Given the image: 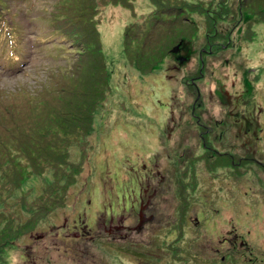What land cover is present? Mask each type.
<instances>
[{"label": "rangeland", "instance_id": "obj_1", "mask_svg": "<svg viewBox=\"0 0 264 264\" xmlns=\"http://www.w3.org/2000/svg\"><path fill=\"white\" fill-rule=\"evenodd\" d=\"M58 1H8V11L2 15L14 27L16 38L0 34V95L21 88L29 93L38 87L48 94L50 86L57 89L50 75L74 70L79 64L74 70L78 77H57L75 87L79 78L87 76V67L81 63L84 55L71 54L67 60L51 57L47 48L60 43L59 38L41 42L51 31L48 19ZM122 1L124 5L100 8L95 16V22L103 25L100 31L95 29L108 65L106 88L101 85L105 99L89 135L69 147L61 146L65 161L81 169L63 203L47 209L50 201L58 200L47 198V188L55 180L49 170L26 176L13 191L7 186L10 194L3 184L10 185L12 177L4 180L0 174V264H259L264 241V135L262 142L254 143L225 117L235 113L240 120L246 118L248 129L255 123L253 135L264 130V0ZM64 4L76 9V0ZM156 20L164 29L160 26L153 36H161L166 48L180 45V51L161 53L155 67L160 70L150 73L130 61L122 42L125 28L135 24L131 37L135 34L137 42L130 43L143 49V42L156 29L152 28ZM172 20L177 27L169 24L166 28ZM170 33L183 39L172 42ZM81 34L79 47L85 46ZM112 35L118 36L115 41ZM90 38L96 42L89 40L87 47L95 51L97 38ZM62 42L65 48L72 47V41ZM16 56L18 60L10 64ZM164 68L167 76L161 71ZM196 76L201 77L195 81ZM69 99V94L46 99L44 107L33 109L43 121L37 125L33 114L25 115L23 131L34 137L39 132L36 126L63 124L67 117L63 114L74 106ZM201 117L204 126L224 121L227 129H234L230 138L226 136L225 147H218L220 139L215 137L225 125H218L207 139L210 150L215 146L218 154L228 148L233 151L217 162L223 166L232 160L239 164L233 170L214 169L201 156L208 153L200 144L207 147L202 137L209 134L201 126ZM54 142L50 140L51 145ZM230 143L236 146L234 150ZM16 153L10 151L12 157ZM17 162L29 166L24 155H18ZM180 174H185L186 193L191 195L189 207L181 194ZM225 174L228 185L213 179ZM66 175L68 182L71 175ZM228 231L236 234L237 244L220 247L224 243L220 235ZM243 252L247 261L236 262L235 254ZM222 255L224 261L214 260Z\"/></svg>", "mask_w": 264, "mask_h": 264}, {"label": "trees", "instance_id": "obj_2", "mask_svg": "<svg viewBox=\"0 0 264 264\" xmlns=\"http://www.w3.org/2000/svg\"><path fill=\"white\" fill-rule=\"evenodd\" d=\"M8 1L9 0H0V29L8 28V23L5 21V19H3V15L1 14L3 13L4 10H7ZM19 1L24 3L28 1L32 2L33 0H19ZM64 1L65 0H59L57 3L54 4L51 16L48 19V26L53 28V33H52L53 36H59L60 41L73 42V44H71L72 47L70 48V51L74 53H70V54H75V55L77 54L79 56L84 55L83 60H85V62L82 61L81 63L85 67H87L86 71H84L85 73H87V76L82 78V80L79 78L78 82L80 83L75 87L67 86L66 80L59 79L60 76H69L72 78L78 77V76H74V70L77 72L80 66L79 64L78 66H75L74 70L71 69L64 72L55 71L56 73L50 75L49 77L52 79L51 84L55 86V83L57 82L56 83L57 89L55 90L53 86H50L48 88L49 90H46L47 92H49L48 94L44 93L45 91H40L42 89L39 87L34 91H29V93L25 91L26 89L21 88L16 90L15 93L13 92L10 95H2L0 97V101L6 100L10 97V99H8L4 103V105L0 104V174L4 180L6 178L10 179L12 177L11 180L12 183L10 185L3 184V189L4 191H7L9 193L10 189L7 188V186L12 187V191H13L14 187H18L20 185L22 179L27 178L26 176L30 174H36L42 172H44L43 174H45L46 171L49 170L48 173H51V175H53V178L55 180L53 181L52 185H49L50 189L47 188L48 190L47 198L48 200H50L53 199V197L55 198L58 197L57 201L54 202L50 201L48 203L47 209L50 210L59 207L63 203L68 187L74 183L73 177L77 178L81 172V169L79 168L75 169L71 165L72 163H70L67 160L65 161L67 157H62L63 147L61 146L65 145L66 147H69L73 142H79V140H83L85 137L89 135L91 131L92 122L94 119L93 117L95 116L96 111L101 105V102H103L105 99L104 91H101V89L104 84L107 85L108 65L106 64L105 62L106 58L102 53L103 52L102 46L100 44L101 38L98 39V34L95 29V26H97L98 31H100L103 25L102 23L97 24L95 22L96 21L95 16L99 13L100 8L102 7L106 8L108 5H120V2L123 3L122 0H102L101 2H98L97 0H82V1L76 0V9L74 8L72 9L71 6L66 7ZM108 2H110L111 4H108ZM152 3L156 4L157 2L155 1ZM62 5L65 7L64 9L62 8ZM243 5L246 6L244 2ZM172 10L173 9L169 11ZM82 14L86 15L87 17L83 18ZM206 16L209 18L208 14H206ZM168 18L169 20H171L170 17ZM68 22L70 23L69 26H67ZM169 24L173 25V27H177L174 26L175 23L173 22V20L167 22L166 28L169 27ZM160 26L161 28L164 29V25H160L159 21L156 20V22L153 24L152 27L156 29H154L151 32V34L148 35V37L150 38L143 42V49L139 48V46L130 43L132 41L137 42V36L135 34L131 37L132 32L134 31L135 24H130L128 27H126L123 34L124 40L122 43H124L125 45L124 47H125L126 56L130 59L131 62H137L141 67L149 69L148 71L151 70L150 73L153 70L155 72L157 69H159L155 67L157 66L156 64L158 59L160 60L161 53L163 54L164 52H167L168 49L170 48L169 45H167V48L164 47V43L162 42L163 38H161V36H153V32L157 31L158 30L157 28H160ZM3 33L4 32H2V34ZM80 33H82L81 35L85 37V41H84L85 46L80 45L79 47V43L82 40V38L80 37ZM90 36L97 38V45L95 47V51H91L90 47L89 48L87 47L89 44V40L91 41ZM170 37L172 38V42L174 39L177 40V38L179 42L183 39L180 38L175 33H170ZM91 42L92 44L95 45L96 40L94 39V41ZM139 45L142 44L140 43ZM58 46L61 48L64 47L63 43H60V45ZM87 48H88V53H87ZM171 49H169L168 51L169 53H171L170 52ZM118 55L120 56V53H118ZM161 71L163 73L165 72L168 73V71H165V68ZM174 71L177 70L174 69ZM82 72L83 71H80V74ZM154 72L152 74H154ZM57 75H59V77H57ZM143 75L144 77L146 76L145 74ZM165 76H167V74ZM200 77L201 76H196L193 80L197 81V79ZM89 87L90 89L87 91V88ZM104 87L105 86H103V88ZM54 90L55 92L53 93ZM97 92H99V94H97ZM60 94H69L70 96H72V99H69L70 100L69 103L74 105L71 111L63 114L67 116L64 119L63 124L58 121L57 124H53V125H49L51 123L47 122L48 125L46 127H43L41 125L36 126L38 127V129L37 128L36 129L41 133L35 131L36 133H38V135H34V137H31V134L28 131L26 130L23 131V128L21 127L22 126L21 121L23 117L25 115L33 114L35 119L34 121L38 125V123L43 121V119H41V117H39L38 114L34 112L36 110L33 111V109H36V107L40 106L41 104L44 107L46 99L48 101V98H53V97L56 98ZM63 98H60L59 100H62ZM10 101L11 103L7 104L9 105L8 109L4 108L5 104ZM13 102H18V103H13ZM15 104L17 105L15 106ZM46 113H48V111ZM2 117H5V119H2ZM225 118H230L233 127L236 128L235 126H237L238 130L241 131L240 134L244 133L246 136H249L248 138L251 139L252 142L254 143L259 142L260 139L262 142L261 134L264 135V130L260 128L261 130H259V133H257V135H253V133L255 132V125H254L255 123L251 124L248 122V124H251V126L253 127L252 129L251 128L248 129L246 126H244V122L246 121V118L240 120V118L237 117L235 113L230 115L227 114ZM207 122H209V119L207 120ZM200 123L204 131L209 133L207 137H202L203 140H205L207 149L205 148L204 150L202 148V145L200 144V149H203L204 152L208 151V153L206 154L202 153L201 155L203 157L205 156L204 159L208 164V166L210 165L213 168L214 167L231 168L233 170L234 166L235 165L237 166L239 164L237 163L235 164L232 160H231L232 162L230 161L229 163H226L223 166H219L220 163H217L219 161L221 162L224 158L229 157V155H231L233 151H230V148H228L225 154H218L217 151L215 152L216 150L215 146L213 147L214 150H210L208 145L211 146V144L209 141H207V139L210 138L211 134L215 131V129L220 128V126L218 125H222V126L225 125L226 127L221 128V133L215 136L217 137V139H220L219 141L220 146L218 147H225L224 145L226 144V136L227 137L229 136L230 138L234 132L233 131L234 129L233 128L227 129L228 125L224 121L221 122V124H217V126H215L214 121H211L208 124V127L204 126L202 125L204 123L203 117H201ZM59 132H62L63 135H60ZM56 133L58 136L56 135ZM215 137L212 136L211 142ZM234 137H235V133H234ZM70 138L72 139V141L69 143L68 139ZM43 139L45 140L43 141ZM50 140H54L55 141L54 144L51 145ZM43 142H45L44 146L42 145ZM227 142L229 141L227 140ZM45 146L47 148L44 149ZM231 147L234 150V147L236 146L231 144ZM37 150L39 152H36ZM10 151L17 152L16 153L17 156L12 157ZM228 151H230V153ZM67 153L68 152L66 151L65 154ZM18 155L19 158L22 155L26 156L28 158L29 166L22 165L21 162H17ZM38 161H40L41 163ZM46 162H48L50 165L49 166L43 165ZM38 163L42 165H37ZM8 164L11 166L6 169L4 166H7ZM66 174L71 175L70 180L68 182H67ZM180 175H181L179 176L181 180L180 185H182V188L180 189L181 194L186 196L185 201L187 206L189 207V203H190L189 201L191 200L190 199L191 195L186 193L188 188H186L187 186L184 185L183 182L184 179L183 176H185V174H180ZM227 176L228 174H225L222 178L214 177L213 179H215L216 182H218L220 179L222 186H225L228 185L230 181L229 177ZM1 188L2 185L0 186V190ZM1 193L2 192H0V194ZM244 196L246 197L247 194H245ZM243 200L245 199L243 198ZM203 203H205V201H203ZM191 206L194 205L191 204ZM188 207H186V209H188ZM215 207L218 208L219 206L215 205Z\"/></svg>", "mask_w": 264, "mask_h": 264}, {"label": "flooded vegetation", "instance_id": "obj_3", "mask_svg": "<svg viewBox=\"0 0 264 264\" xmlns=\"http://www.w3.org/2000/svg\"><path fill=\"white\" fill-rule=\"evenodd\" d=\"M198 92V91H197ZM198 95H199V93H197V97H198ZM200 136H201V132H200ZM202 148L205 150V148L207 149V147H205L204 148V145H202ZM182 196H183V198H185V200H186V196L185 195H183L182 194ZM185 210V209H184ZM261 229H263V228H261ZM263 233H264V231L263 230H261V236L263 235ZM223 235H220V236H223V244H221V242H220V247L222 246V245H224V244H231L232 246H234V245H236L237 244V241H238V237L237 236H235L236 234L232 231H228V232H224V233H222ZM249 235L251 234L250 232L248 233ZM262 239V238H261ZM226 242V243H225ZM246 245L247 244H245V242H241L240 243V246L241 247H243V248H246ZM260 246H261V250H260V253H259V261H258V263L259 264H264V241L263 242H261V244H260ZM242 248V249H243ZM218 251H219V249L218 248H215V252L216 253H218ZM227 255H226V257L227 256H232V254H230V253H226ZM245 256L247 257V254L245 253V252H243V253H241V255H239V256H237V254H235V260H236V262H239L240 260H245ZM225 257V255H222V256H220L218 259L217 258H215L214 260L215 261H218V260H220V261H224V258ZM198 259H199V257H197ZM245 261H247V260H245Z\"/></svg>", "mask_w": 264, "mask_h": 264}, {"label": "bare ground", "instance_id": "obj_4", "mask_svg": "<svg viewBox=\"0 0 264 264\" xmlns=\"http://www.w3.org/2000/svg\"><path fill=\"white\" fill-rule=\"evenodd\" d=\"M122 24H123V23H122ZM122 24H120V25L122 26ZM114 25L117 26V23H115ZM121 26H120V28H122ZM112 27H114V26L112 25ZM110 30H112V29H110ZM113 30H114V29H113ZM116 31H117V29H116ZM120 31H122V30L120 29ZM110 32H111V31H110ZM112 33H113V32H112ZM112 33H111V34H112ZM117 33H118V36L120 37L121 34L119 35V33H121V32H118V31H117ZM117 33H116V34H117ZM105 34H106V32H105ZM107 34H108V33H107ZM107 34H106V35H107ZM106 35H105V36H106ZM113 35H114V34H113ZM113 35H112V36H113ZM118 36H113V37H111L110 39H111L112 41H115V40H116L115 37H118ZM118 40H119V39H118ZM106 43H109V40H108V42L106 41ZM110 43H111V42H110ZM116 43H117V42H116ZM116 47H117V46H116ZM109 49H110V48H109ZM119 49H120V48H119ZM115 50H117V49H115ZM114 53H115V51H114ZM115 54H116V53H115Z\"/></svg>", "mask_w": 264, "mask_h": 264}, {"label": "water", "instance_id": "obj_5", "mask_svg": "<svg viewBox=\"0 0 264 264\" xmlns=\"http://www.w3.org/2000/svg\"><path fill=\"white\" fill-rule=\"evenodd\" d=\"M179 51H180L179 46H177V47H173V48L170 50V52H171L172 54H177ZM178 60H179V61H183V58L178 59Z\"/></svg>", "mask_w": 264, "mask_h": 264}]
</instances>
